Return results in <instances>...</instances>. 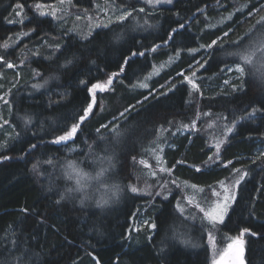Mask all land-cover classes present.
Listing matches in <instances>:
<instances>
[{
    "label": "trees",
    "instance_id": "obj_1",
    "mask_svg": "<svg viewBox=\"0 0 264 264\" xmlns=\"http://www.w3.org/2000/svg\"><path fill=\"white\" fill-rule=\"evenodd\" d=\"M58 1L0 0V45L10 41L0 57L14 53L22 30L32 31L24 42L36 47L17 68L0 63V264H213L243 228L257 234L243 237L245 264H264V111L248 115L264 86L247 80L240 90L239 77L226 74L234 42L264 31V0H172L157 7L106 0L107 9L145 11L90 32L34 10ZM100 2L71 0L70 7L89 11ZM17 3L23 17L15 15ZM17 17L23 23H8ZM213 41L219 46L204 47ZM132 51L143 55L132 57L107 90H97L94 114L78 138L51 144L92 101L86 88L120 72ZM31 143L38 150L29 153ZM156 143L166 180L157 174L138 181V155ZM243 173L223 223L209 221L210 189ZM76 179L81 190L66 195ZM191 184L204 188L194 201L181 193ZM142 206L155 230L134 231Z\"/></svg>",
    "mask_w": 264,
    "mask_h": 264
},
{
    "label": "snow or ice",
    "instance_id": "obj_2",
    "mask_svg": "<svg viewBox=\"0 0 264 264\" xmlns=\"http://www.w3.org/2000/svg\"><path fill=\"white\" fill-rule=\"evenodd\" d=\"M63 2V0H61ZM146 3L148 4H157L160 3L161 0H145ZM167 3H171L172 0H166ZM45 6L42 4H36L35 8L37 11H39L40 15H52L53 17L55 16V11H52L50 13L44 12L42 9ZM16 9H19L20 11H16L15 15L19 17H23V5L20 3H17L15 5ZM134 11L138 12H144L145 9L143 7L136 9L132 8L131 10L128 11H122L121 14L117 17V19L120 22H123L127 20L129 17L133 15ZM23 23V19L20 21H16L14 19L8 20V23ZM262 24H264V18H262ZM107 26V25H105ZM183 27V25H181ZM28 33H24V35H27ZM227 35V33H225ZM121 37L118 35L115 37V39L119 40ZM172 36H169V39H172ZM237 45V48L230 52L229 55L234 57L233 64L234 68H230V71H234L235 73L238 74L239 79L241 80V89L244 90V84L247 82V80H251L255 83H257L259 86H264V31H261L257 37L253 38L251 42L245 41L244 43H241L240 41H235L234 42ZM9 45L7 43L0 45V47L7 48ZM216 41H213L212 44L206 45L207 49H212L214 47H217ZM194 51V50H193ZM136 55H143V52H135L132 51L131 55L128 57H125L123 60V64L120 67V72L118 73H112L111 75L108 76L107 80L103 83L97 82L91 84L90 87H87L86 90L92 94V101L90 103H86V107H83L81 113L76 117L70 124H66L63 128L60 129V134H58L55 139L51 140L50 143L54 145H60V144H66L70 141H75L78 138V133L82 131V125L85 123L86 120L89 119L91 115L94 114L93 112V106L95 104V94L97 90L103 92L109 88V86L112 85L114 77L118 76L120 73L124 72V66L128 64V61L136 56ZM0 62H5L7 63L8 67H13V65L10 62L3 61V58L0 57ZM67 63H71V61H67ZM180 75H183L181 73ZM195 73H193V76ZM185 79L188 81L189 84H192L193 88H196V85L193 83L191 78L185 77ZM47 83V81H45ZM81 84L87 85V81L81 80ZM142 87H146V85H141ZM33 87H41V85H33ZM3 99V98H0ZM257 103L259 104V107L253 106L252 111L248 113L249 116L254 115L256 112H261L264 111V95L260 96L257 99ZM127 111V109H126ZM247 118V117H242ZM30 118L25 119V123H29ZM235 127V124L233 123L231 126H225L226 132H231L233 128ZM117 136L120 135L119 132V125H114L111 129ZM217 148H219V144H217ZM34 150H38V145L35 143H31L29 145V153H31ZM264 155V154H262ZM4 159H8V157H4ZM209 159H212L211 157ZM48 163H51V161H48ZM36 165H33V170L36 169ZM70 168H73V171L75 172L76 177H80L82 174L77 171L73 165L69 164ZM200 169L197 168V171ZM104 171L106 170H101V172L97 173V179L103 176ZM155 175V173H153ZM247 175V173L241 174L235 181L234 184L232 185V188L235 189V187L239 186L241 181L244 179V176ZM69 179H72V176L69 175ZM76 185L77 187L74 188H68L66 190V195H70L73 192H77L81 190L80 187V179H76ZM130 191L133 193L137 192L138 189L136 187H131ZM225 195L223 198V203L218 204L217 207L211 211H208L205 213L207 219L212 222H220L223 223L225 213L227 212V208L229 207V202L234 201L236 196H235V191H232V194L229 195V188L225 187L224 189ZM65 199V195L61 196V200ZM57 203H60L58 200ZM102 203H107V201H102ZM98 206L100 204L98 203ZM201 211H204L201 209ZM181 215H183V212H181ZM150 227L152 229H156L157 225L155 223H151ZM251 235L255 236L257 235L254 232H251L250 229L248 228H243L239 231V235L231 238L232 242L228 245L227 249L221 254L220 261L215 262L214 264H245V261L243 259L244 255V244L245 241L243 237L245 235ZM177 236L179 234L177 233ZM186 242V241H182ZM98 264V262H97Z\"/></svg>",
    "mask_w": 264,
    "mask_h": 264
},
{
    "label": "rangeland",
    "instance_id": "obj_3",
    "mask_svg": "<svg viewBox=\"0 0 264 264\" xmlns=\"http://www.w3.org/2000/svg\"><path fill=\"white\" fill-rule=\"evenodd\" d=\"M142 4L144 5H148L151 7H157V6H165V5H169L170 3H167L166 0H161L160 3L157 4H148L145 2V0H139ZM102 3L101 5L99 3H96V6L93 7V9L89 10V11H79V12H74L72 10V8L70 7L71 4V0H63V2H61V0H59L56 3L53 4H42L45 7L42 9L44 12L46 13H50L52 11H55V16L53 17L52 15L48 14V15H40L39 11L36 10L35 6H34V10L38 12V14L42 17H49V18H53L54 20H56L57 18H60V20L62 21L60 24L63 27V24H66V22L70 21L71 27L76 30L79 27H83V28H89V32L99 26H104L105 25H109L110 23L114 22V21H119L117 19V17L121 14L122 11H126V10H122L118 7H113L112 5V9H107L106 8V0H101ZM17 11H20L19 9H17ZM17 21H19V17L16 18ZM86 30V29H85ZM24 33H28L27 35H24ZM15 40L14 42V48L15 51L11 56H7L6 59H3V61H7L10 62L13 67H8L7 63L5 62H0L1 64H3V68L2 69H14L17 68L18 66H21L23 63L27 62L26 60V51H29L31 49H36V47H31L32 45H30V43H25V39H28L29 41H32V31L31 30H22L21 32L17 33L15 35ZM5 43H10V41L6 40L5 42H2V45ZM9 45V44H8ZM11 47V48H13ZM28 57V56H27ZM230 68H234V65L232 66H228L226 69V74L228 76V79H237L239 76L237 73H235L234 71H230ZM1 70V69H0ZM1 72V71H0ZM1 74V73H0ZM39 84V83H38ZM1 103H0V107H1ZM217 142V141H216ZM162 147L160 145H158L157 143L154 144L152 147H149L147 149V153H143V154H139L138 158H137V163L139 165V167L141 168L142 172H136V178L138 181L140 180H145L148 181V179H153V178H158L159 176L157 174H159L160 176L165 174V170H164V160H163V156L161 154ZM156 151V152H155ZM100 158L99 160H104V158L102 156L97 155V159ZM98 161V160H97ZM148 169V172H145L144 169ZM153 173H155V175H153ZM238 177H233L230 180H223L221 182H219L216 186V188H211L210 191L212 192L211 195L212 197H214V199L212 201H210V204H208L206 207H210L211 210L215 209L217 207L218 204H222L223 203V198L225 195L224 189L225 187L229 188V195L232 194V191H235V196H236V191H237V187H235V189L232 188V185L234 184V181L237 179ZM166 180V174L164 176L161 177L160 180ZM94 181H98L97 179H92L91 182ZM164 185V184H163ZM187 188V189H186ZM186 188H184L185 190H183L181 193H185L186 196H188V199L191 201L195 200V196L199 195L200 192L204 189L203 187H199L196 186L194 184H191L190 186H187ZM137 192L142 193V194H149L146 193V190L143 189L141 192L138 190ZM233 201L229 202V205L232 203ZM209 211V210H207ZM228 212V210H227ZM227 212L225 213V216L227 214ZM224 216V219H225ZM224 221V220H223ZM151 216L146 214V206H142V209L139 212V216L137 217V219L135 221H133L134 224V231H137L138 229H140L143 225H147L150 227L151 225ZM214 224H220V222H214ZM151 228V227H150ZM229 245V244H228ZM211 247V257L213 258V245H210ZM228 247V246H227ZM226 250V249H225ZM224 250V251H225Z\"/></svg>",
    "mask_w": 264,
    "mask_h": 264
},
{
    "label": "water",
    "instance_id": "obj_4",
    "mask_svg": "<svg viewBox=\"0 0 264 264\" xmlns=\"http://www.w3.org/2000/svg\"><path fill=\"white\" fill-rule=\"evenodd\" d=\"M244 254H245V248H244ZM221 257V256H220ZM220 257L215 261V262H219L220 261ZM244 257V255H243ZM214 264V263H213Z\"/></svg>",
    "mask_w": 264,
    "mask_h": 264
}]
</instances>
